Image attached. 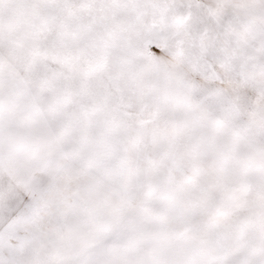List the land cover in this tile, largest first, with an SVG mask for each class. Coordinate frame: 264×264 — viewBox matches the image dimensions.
I'll list each match as a JSON object with an SVG mask.
<instances>
[{
  "label": "snow or ice",
  "instance_id": "snow-or-ice-1",
  "mask_svg": "<svg viewBox=\"0 0 264 264\" xmlns=\"http://www.w3.org/2000/svg\"><path fill=\"white\" fill-rule=\"evenodd\" d=\"M0 264H264V0H0Z\"/></svg>",
  "mask_w": 264,
  "mask_h": 264
}]
</instances>
